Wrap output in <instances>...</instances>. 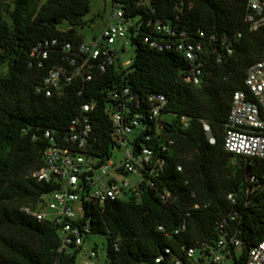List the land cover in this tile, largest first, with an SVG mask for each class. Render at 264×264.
I'll return each instance as SVG.
<instances>
[{
	"label": "trees",
	"instance_id": "obj_1",
	"mask_svg": "<svg viewBox=\"0 0 264 264\" xmlns=\"http://www.w3.org/2000/svg\"><path fill=\"white\" fill-rule=\"evenodd\" d=\"M10 1L11 9L0 0V12L9 16V21L0 17V65H7L0 74V264L54 263L59 244L56 227L21 210L36 208L41 195L58 186L55 180L46 182L32 175L43 165L42 151L48 145L45 131L60 143L79 105L96 100L90 153L100 157L99 163L105 162L114 142L105 96L121 86L139 100L151 93L166 97L158 119L162 137L173 138L174 144L167 151L158 150L165 165L154 178V188L141 184L140 201L82 198L78 224L86 225V235L107 237L103 264L201 263L199 255L187 257L186 248L201 242L213 245L217 220L232 212L237 217L230 226L241 240L232 264H246L248 249L264 237V159L244 161L222 145L231 95L244 89L246 69L264 51V26L249 31L242 21L245 0H111L134 23L126 35L133 57L123 66L118 56L107 71L95 72L89 81H74L51 96L35 90L51 62L36 66L30 48L44 38L82 41L77 28L85 23L82 17L89 10V0ZM157 19L186 29L194 38L198 30L226 36L234 50L221 62L215 61L220 50L213 51L200 83H185L183 56L173 50L158 51L144 41L156 36L147 22ZM63 21L69 25L66 30L57 26ZM238 32L241 36L236 38ZM163 114L174 119L166 121ZM181 114L189 117L185 128L180 127ZM200 118L208 121L215 144L205 140ZM146 143L157 150L156 138ZM163 190L171 194L168 202L158 197ZM230 192L235 203L226 197ZM76 253L61 254L57 264H76Z\"/></svg>",
	"mask_w": 264,
	"mask_h": 264
},
{
	"label": "built area",
	"instance_id": "obj_2",
	"mask_svg": "<svg viewBox=\"0 0 264 264\" xmlns=\"http://www.w3.org/2000/svg\"><path fill=\"white\" fill-rule=\"evenodd\" d=\"M242 21L249 31H256L264 26V0H245ZM131 20L124 18L121 5L114 3L112 12L98 34L83 38L78 43L60 41L58 38H44L32 45L29 55L32 62L40 67L46 62L51 66L43 81L36 86L38 93L51 96L61 88L74 81H89L95 72H105L118 57L115 43L127 35ZM156 36L145 37L150 47L158 50L179 52L186 61L182 80L185 83L198 85L204 74V65L213 51H219L215 61L221 62L234 50L226 36L218 37L215 33L206 34L198 30V38H194L186 29H177L159 19L147 22ZM241 32L236 34V38ZM214 46V48H213ZM129 61H124L123 66ZM80 91V90H79ZM106 112L109 118L113 144L108 159L99 163L100 157L90 153L95 140L91 115L96 100L83 102L68 124V128L57 142L49 131H45L48 145L42 151L43 165L32 175L38 179L58 183L56 189L42 194L36 208L22 207L24 213L34 216L38 221H49L59 233V244L56 248L58 257L66 252H81L82 244L88 229L78 224L82 214V198L106 199L131 197L140 201L142 187L154 188V178L165 165L158 150L167 151L174 144L173 138L162 137V122L158 119L166 105V97L161 93H151L139 100L126 86L108 91L105 96ZM180 127L188 126L189 117L179 116ZM201 130L207 143L215 144V136L206 119L200 118ZM141 140L135 142L138 135ZM156 138L157 150L146 141ZM223 150L246 161L248 158L264 159V51L261 57L252 62L246 69L244 89L235 90L230 99L226 122L223 125ZM123 151V158L117 164L111 160L113 150ZM177 170H181L178 165ZM138 174L131 184L124 177ZM115 175L123 178L117 179ZM108 176V178H105ZM253 180V177L251 178ZM51 199L45 200L44 196ZM162 202H168L171 194L163 190L158 192ZM227 199L235 203L232 192ZM80 211V214L78 212ZM237 213L232 212L221 217L215 224L216 239L213 245L201 242L197 247L186 248V255L195 258L196 251L210 264H223L237 256L241 248V240L232 231L230 222ZM158 229H162L158 226ZM233 252V254L231 253ZM96 256L94 250L84 254L82 264H93ZM159 259H156L158 261ZM179 264V262H176ZM246 264H264V237L247 251Z\"/></svg>",
	"mask_w": 264,
	"mask_h": 264
},
{
	"label": "rangeland",
	"instance_id": "obj_3",
	"mask_svg": "<svg viewBox=\"0 0 264 264\" xmlns=\"http://www.w3.org/2000/svg\"><path fill=\"white\" fill-rule=\"evenodd\" d=\"M9 4L10 9L12 8V2L10 0H2ZM112 1L111 0H89V10L82 17V21H84V25L77 28L78 32L83 35L85 39L90 38L91 36L98 34L104 23L106 22L109 14L112 12ZM0 17L9 21L8 13L2 10L0 12ZM58 28L60 30H66L69 25L66 21L59 23ZM115 48L117 50L119 59L121 62L126 60H131L133 57L134 49L133 45L130 44L129 38L127 36L120 38L115 43ZM7 65L3 63L0 65V74L6 72ZM162 118L166 121H171L174 119L172 115L163 114ZM111 160L115 163H119L123 158V151L115 148L112 152ZM108 178V176H105ZM115 178L121 179L123 177L119 175H115ZM140 176L138 174H128L124 177L131 184H133ZM45 200L51 199L50 195L44 196ZM80 214V211L78 212ZM106 243L107 237L105 234H88L85 237V240L81 247V252L77 255L76 264H82L85 260L84 254H87L90 250H94L96 252V256L93 258V264H103L106 259ZM199 254H195V258ZM231 260L224 261L223 264H230ZM204 264H210L208 261H205Z\"/></svg>",
	"mask_w": 264,
	"mask_h": 264
}]
</instances>
